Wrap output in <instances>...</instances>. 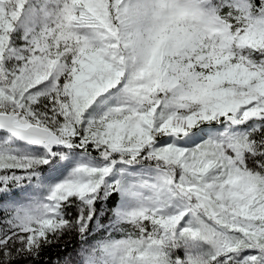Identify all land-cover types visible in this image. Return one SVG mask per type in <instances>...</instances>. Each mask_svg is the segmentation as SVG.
I'll use <instances>...</instances> for the list:
<instances>
[{
	"label": "snow or ice",
	"instance_id": "obj_1",
	"mask_svg": "<svg viewBox=\"0 0 264 264\" xmlns=\"http://www.w3.org/2000/svg\"><path fill=\"white\" fill-rule=\"evenodd\" d=\"M0 264H264V0H0Z\"/></svg>",
	"mask_w": 264,
	"mask_h": 264
},
{
	"label": "trees",
	"instance_id": "obj_2",
	"mask_svg": "<svg viewBox=\"0 0 264 264\" xmlns=\"http://www.w3.org/2000/svg\"><path fill=\"white\" fill-rule=\"evenodd\" d=\"M53 255H55V253H53Z\"/></svg>",
	"mask_w": 264,
	"mask_h": 264
}]
</instances>
